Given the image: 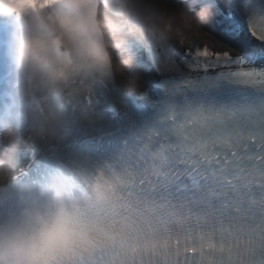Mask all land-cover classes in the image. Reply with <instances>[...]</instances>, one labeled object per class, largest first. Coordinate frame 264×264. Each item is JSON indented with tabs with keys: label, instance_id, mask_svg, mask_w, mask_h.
I'll return each instance as SVG.
<instances>
[{
	"label": "clouds",
	"instance_id": "obj_1",
	"mask_svg": "<svg viewBox=\"0 0 264 264\" xmlns=\"http://www.w3.org/2000/svg\"><path fill=\"white\" fill-rule=\"evenodd\" d=\"M214 11L215 0H0V18L16 22L0 97V264H91L102 249L151 237L163 210L127 194L126 162L106 168L75 133L110 138V112L150 95L131 71L140 54L158 59L171 42L200 36ZM176 102L165 94L166 108ZM17 129L39 172L23 162ZM155 135L140 130L138 154L153 153ZM207 223L218 241L236 228Z\"/></svg>",
	"mask_w": 264,
	"mask_h": 264
},
{
	"label": "snow or ice",
	"instance_id": "obj_2",
	"mask_svg": "<svg viewBox=\"0 0 264 264\" xmlns=\"http://www.w3.org/2000/svg\"><path fill=\"white\" fill-rule=\"evenodd\" d=\"M208 27L234 51L170 43L136 66L159 73L136 117L112 110L113 135L85 137L106 168L126 162L127 194L163 210L150 238L102 249L91 264H264V0H215ZM166 93L177 97L170 108ZM149 128L154 151L138 154ZM216 217L236 225L219 241L207 223Z\"/></svg>",
	"mask_w": 264,
	"mask_h": 264
},
{
	"label": "bare ground",
	"instance_id": "obj_3",
	"mask_svg": "<svg viewBox=\"0 0 264 264\" xmlns=\"http://www.w3.org/2000/svg\"><path fill=\"white\" fill-rule=\"evenodd\" d=\"M210 24V22H208L206 25V27L203 26V32L200 36L198 37H192L191 39L187 40L185 43L186 44H194L195 47H202V46H207L209 49H213L216 51H230L233 52L234 50L231 47L225 46L220 40L219 38L215 35L214 32H212L208 25ZM179 43V42H177ZM133 72H136L134 70H132ZM137 73V72H136ZM138 74L141 77L142 80V84L143 86L149 81V79H152V75L151 74H145V73H140L138 72Z\"/></svg>",
	"mask_w": 264,
	"mask_h": 264
},
{
	"label": "rangeland",
	"instance_id": "obj_4",
	"mask_svg": "<svg viewBox=\"0 0 264 264\" xmlns=\"http://www.w3.org/2000/svg\"><path fill=\"white\" fill-rule=\"evenodd\" d=\"M132 71V70H131ZM137 72V71H136ZM138 73V72H137Z\"/></svg>",
	"mask_w": 264,
	"mask_h": 264
}]
</instances>
